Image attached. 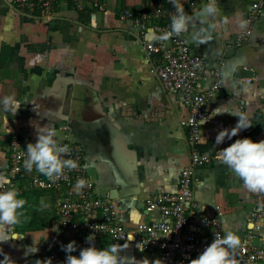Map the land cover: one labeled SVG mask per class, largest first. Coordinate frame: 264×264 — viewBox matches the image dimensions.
<instances>
[{"label":"crops","instance_id":"crops-1","mask_svg":"<svg viewBox=\"0 0 264 264\" xmlns=\"http://www.w3.org/2000/svg\"><path fill=\"white\" fill-rule=\"evenodd\" d=\"M100 1L103 8L92 2H63L46 20L19 12L11 0H0V98L15 95L22 102L17 115H9L10 133L0 119V174L7 175L10 167L13 134L28 144L36 142L42 127H53L59 141L70 133L84 147L98 192L113 194L123 224L135 230L142 222L161 218L146 209L149 196L178 189L181 170L190 161L188 130L182 124L190 109L180 92L162 88L138 41V26L121 15L127 8L152 10L156 0ZM204 3L183 6L192 13ZM219 4L221 15L230 18L237 13L247 18L250 11L246 0ZM242 31L233 20L227 31L203 44L190 38L191 29L185 33L193 51L205 55L209 66H220L224 77L206 106L211 118L201 137L208 142L201 139L200 149L211 162L198 168L195 201L203 214L221 213L223 225L239 235L241 243L252 235V243L264 247V219L260 229L251 221L253 211L264 210V192L248 190L216 158L217 150L238 138L264 140V15L248 40L229 47ZM154 35L149 29L148 38ZM211 83L207 79V87ZM217 109L228 111L216 114ZM231 112L243 113L252 126L215 145L218 132L239 119ZM20 196L26 203L19 221L0 225V234L9 237L0 241V261L8 255L5 264H45L54 251V196L39 189H25ZM73 240L78 246L73 254L79 255L82 246L72 231L64 245ZM35 247L38 252L31 253ZM57 251L63 264L67 253L62 247ZM123 255L128 264H160L158 253L144 251L135 242L127 244Z\"/></svg>","mask_w":264,"mask_h":264},{"label":"built area","instance_id":"built-area-1","mask_svg":"<svg viewBox=\"0 0 264 264\" xmlns=\"http://www.w3.org/2000/svg\"><path fill=\"white\" fill-rule=\"evenodd\" d=\"M199 1L181 0L183 5L190 8ZM246 1L250 3L248 27L229 43V47L248 40L264 15V0ZM63 2L74 6L92 2L95 8L104 7L100 0H11L19 12L46 20L55 16L58 6ZM173 14L175 8L172 0H156L152 10L134 11L127 8L121 13L123 19L131 20L138 26V41L144 46L145 58L152 63L162 88L169 92H180L190 109V116L182 122L188 130L190 161L181 170L178 189L176 192L151 195L146 201V209L159 214L161 218L142 222L135 230L127 229L116 200L110 194L98 192L88 167H84L88 166L84 147L70 133L66 132L65 138L59 142L71 149L64 158L77 160L80 167L65 169L64 175L55 182L35 168L28 172L24 168L28 144L18 134L10 137V167L7 175L11 177L12 184L19 192L39 189L54 196L57 218L50 243L54 251L48 258L52 264H61L57 250L65 244V238L71 231L79 239L82 248L90 246L87 237L92 234L99 248L102 244L105 247L110 244L126 247L129 242H135L144 251L158 253L160 264H190L215 239V234H225L222 214H203L195 201L198 168L211 162V157L200 149L202 127L211 118L206 106L221 89L223 72L218 65L209 66L205 55L193 51L185 33L173 35L167 40L160 39L170 31ZM149 29L155 32L152 39L147 36ZM220 60L223 61L222 58ZM207 79L212 80L209 87L206 85ZM78 178L90 183L81 193L75 189ZM263 219L264 210L251 213V221L256 229L262 228ZM252 237L232 250L237 264L264 262V247L255 246Z\"/></svg>","mask_w":264,"mask_h":264},{"label":"clouds","instance_id":"clouds-1","mask_svg":"<svg viewBox=\"0 0 264 264\" xmlns=\"http://www.w3.org/2000/svg\"><path fill=\"white\" fill-rule=\"evenodd\" d=\"M172 3L175 14L171 16L170 31L160 37L162 40H167L173 35L180 36L183 33H188L191 29L190 38L203 44L213 40L214 34L218 35L222 31H227L233 20L241 30H246L248 27L249 22L243 13H237L234 18L221 15L219 0H205V3L200 8L193 9L192 13L185 11L181 0H172ZM0 105H2L0 111L3 113L0 119H2L4 130L8 134L12 131L9 127V115L15 117L22 102L15 95H8L0 98ZM218 109L216 114L228 111H219ZM231 113L239 119L235 126L224 128L218 132L215 145L224 143L226 139L232 140L240 132L252 126L243 113ZM201 139L204 143L208 142L207 137L202 136ZM26 149L27 157L24 160V168L28 172L35 168L50 181L55 182L61 178L65 169L75 170L80 167L77 160L64 158L71 149L67 144L59 142L57 132L51 126L37 129L36 142L28 143ZM216 158L226 164L248 190L264 192V140L257 141L251 137L238 138L229 146L217 150ZM84 167L88 166L84 165ZM97 170H101L99 166H97ZM88 186H90L88 180L78 178L75 189L77 193H81ZM25 203L19 190L12 184L11 177L0 174V225L17 223ZM224 231L223 236L215 234V239L195 259H192L190 264H237L232 250L240 246V237L231 231L226 223ZM8 238L0 234V241ZM87 239L90 246L82 248L79 255L73 254L78 247L75 240L62 245L63 250L67 253L63 264H128V257L126 259V256L123 255V249L126 247L110 244L101 249L94 243V234L89 235ZM2 251L3 249L0 248V252ZM36 252H38L37 247L31 251V253ZM5 258L11 259L8 255H5ZM5 258L0 261V264H5ZM139 261L143 264V260ZM45 262L52 264L51 259ZM37 264H41V260H38Z\"/></svg>","mask_w":264,"mask_h":264},{"label":"water","instance_id":"water-1","mask_svg":"<svg viewBox=\"0 0 264 264\" xmlns=\"http://www.w3.org/2000/svg\"><path fill=\"white\" fill-rule=\"evenodd\" d=\"M112 198H114V196H113V194H112V196H111ZM257 239V238H256ZM257 241V240H256Z\"/></svg>","mask_w":264,"mask_h":264}]
</instances>
